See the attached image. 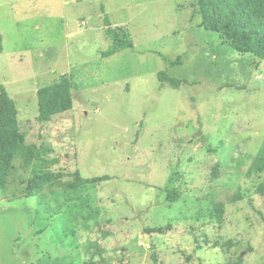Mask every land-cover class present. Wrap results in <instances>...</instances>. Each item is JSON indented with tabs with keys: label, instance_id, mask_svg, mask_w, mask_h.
I'll return each instance as SVG.
<instances>
[{
	"label": "rangeland",
	"instance_id": "1",
	"mask_svg": "<svg viewBox=\"0 0 264 264\" xmlns=\"http://www.w3.org/2000/svg\"><path fill=\"white\" fill-rule=\"evenodd\" d=\"M201 22L198 0H0V86L38 150L0 188V264H264V59ZM107 23L135 47L104 56ZM65 74L73 108L43 121ZM33 173L111 178L29 197Z\"/></svg>",
	"mask_w": 264,
	"mask_h": 264
},
{
	"label": "trees",
	"instance_id": "2",
	"mask_svg": "<svg viewBox=\"0 0 264 264\" xmlns=\"http://www.w3.org/2000/svg\"><path fill=\"white\" fill-rule=\"evenodd\" d=\"M201 24L209 31L220 35L223 42L240 52H249L264 59V0H198ZM108 29L114 33L115 45L110 47L104 56L118 53L126 48H134L130 38L121 40L118 32L107 23ZM3 36L0 29V53L3 51ZM173 63V62H172ZM171 63V64H172ZM162 84L170 83L179 87L181 79L171 77L167 71L158 73ZM76 88L73 79L65 74L61 79L38 89L39 118L49 121L52 116L73 108V91ZM24 158V166L30 167L33 159L38 158V150L24 149V139L20 131L17 109L4 86H0V188L7 189L9 179L14 172V161ZM254 171H264V143L256 160L248 169V175ZM109 175L92 178H79L75 181H62L55 178L54 173H33L27 182V196L38 197L44 192H52L54 187L73 189L81 185L96 183L110 179ZM258 191L264 196V181L258 185ZM168 200L179 199V192L169 191ZM243 198L241 193L233 195L229 200ZM223 201H216L215 208L221 219L224 212ZM155 264H160L156 254L152 255Z\"/></svg>",
	"mask_w": 264,
	"mask_h": 264
}]
</instances>
